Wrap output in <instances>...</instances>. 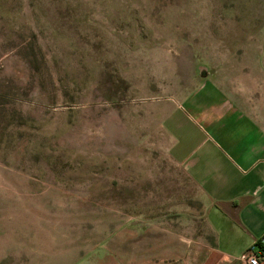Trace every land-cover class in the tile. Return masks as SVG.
<instances>
[{"label":"rangeland","instance_id":"1","mask_svg":"<svg viewBox=\"0 0 264 264\" xmlns=\"http://www.w3.org/2000/svg\"><path fill=\"white\" fill-rule=\"evenodd\" d=\"M263 120L264 0H0V264H196L169 127L264 160Z\"/></svg>","mask_w":264,"mask_h":264},{"label":"crops","instance_id":"2","mask_svg":"<svg viewBox=\"0 0 264 264\" xmlns=\"http://www.w3.org/2000/svg\"><path fill=\"white\" fill-rule=\"evenodd\" d=\"M170 115L171 109L163 122ZM171 133L170 125L169 155L198 184L205 201L207 233L201 234L199 251L190 260L243 264L245 252L264 240V160H251L243 150L240 160H217L209 149L197 154L183 143L176 144Z\"/></svg>","mask_w":264,"mask_h":264},{"label":"built area","instance_id":"3","mask_svg":"<svg viewBox=\"0 0 264 264\" xmlns=\"http://www.w3.org/2000/svg\"><path fill=\"white\" fill-rule=\"evenodd\" d=\"M259 242L264 243V240ZM253 244L243 255V264H264V248Z\"/></svg>","mask_w":264,"mask_h":264},{"label":"trees","instance_id":"4","mask_svg":"<svg viewBox=\"0 0 264 264\" xmlns=\"http://www.w3.org/2000/svg\"><path fill=\"white\" fill-rule=\"evenodd\" d=\"M258 245H259L260 247L264 248V243L259 242Z\"/></svg>","mask_w":264,"mask_h":264}]
</instances>
